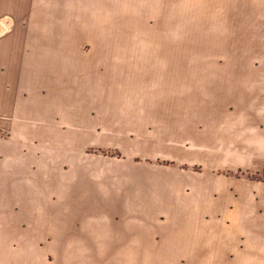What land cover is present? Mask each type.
I'll list each match as a JSON object with an SVG mask.
<instances>
[{
    "label": "crops",
    "instance_id": "1",
    "mask_svg": "<svg viewBox=\"0 0 264 264\" xmlns=\"http://www.w3.org/2000/svg\"><path fill=\"white\" fill-rule=\"evenodd\" d=\"M48 1L0 25V264H264V0L236 42Z\"/></svg>",
    "mask_w": 264,
    "mask_h": 264
},
{
    "label": "rangeland",
    "instance_id": "2",
    "mask_svg": "<svg viewBox=\"0 0 264 264\" xmlns=\"http://www.w3.org/2000/svg\"><path fill=\"white\" fill-rule=\"evenodd\" d=\"M257 0H102L99 9L114 16L120 25L130 28V33L138 37L154 39L161 32L172 30L184 42L193 37L205 36L209 31L231 32L232 41H239V27L244 21L242 9L255 8ZM48 0H0V25L7 26L14 21V15L37 8H50ZM133 27L135 29H133ZM127 30V29H125ZM245 31V28L242 29ZM219 38L215 33L211 40ZM155 46L163 48L161 42ZM147 73V72H145ZM149 76L148 74L145 75ZM12 245H16L15 242ZM48 263H52L49 257Z\"/></svg>",
    "mask_w": 264,
    "mask_h": 264
},
{
    "label": "trees",
    "instance_id": "3",
    "mask_svg": "<svg viewBox=\"0 0 264 264\" xmlns=\"http://www.w3.org/2000/svg\"><path fill=\"white\" fill-rule=\"evenodd\" d=\"M254 177H256V178H259V177H264V173L261 175V176H254Z\"/></svg>",
    "mask_w": 264,
    "mask_h": 264
}]
</instances>
